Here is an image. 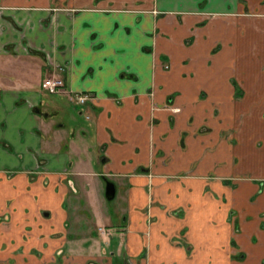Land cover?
I'll use <instances>...</instances> for the list:
<instances>
[{"label":"crops","instance_id":"crops-1","mask_svg":"<svg viewBox=\"0 0 264 264\" xmlns=\"http://www.w3.org/2000/svg\"><path fill=\"white\" fill-rule=\"evenodd\" d=\"M0 264H264V0H0Z\"/></svg>","mask_w":264,"mask_h":264},{"label":"rangeland","instance_id":"rangeland-1","mask_svg":"<svg viewBox=\"0 0 264 264\" xmlns=\"http://www.w3.org/2000/svg\"><path fill=\"white\" fill-rule=\"evenodd\" d=\"M166 66H167V64L164 65V67H166ZM233 80L235 81L234 78H233ZM240 93H242V92L240 90H237V88H236L235 94L236 95H240ZM174 99L175 98L172 95H170L167 98H165L164 100H160V101H157V100H155L153 98V100L151 102V108H181V105L178 104L177 102H175ZM66 102H68V104H69V106L71 108L76 107L74 105V103L70 102L69 100H67ZM58 115L62 117V114L61 113H59ZM56 118H58V117H56ZM194 155L196 156L195 159H193V160H195L194 161L195 162V166L198 165V167H200V168L197 167L195 171L200 172V174H204L205 171L203 170L204 169L203 166H204V163H205V156L202 155L201 153H198V154L197 153H194ZM209 178H212V177H209ZM85 179H86V181H88L87 182V185H88V187L90 189L89 193H87V196L90 199V202L93 205H95V208L97 210L99 208H101V210L105 211V214H109V215L112 216V218L114 220H118V218H116V215L119 212V208H118V206H119V199L117 198V196H115L113 198H110V199H108V198L105 197L104 189H105V183H106L105 181L106 180L102 176H85ZM200 184H201V182L198 185H200ZM206 184L209 186L210 183H206ZM82 198L83 197L81 196L80 199L82 200ZM69 201H70V199L69 200L66 199V203H67V206L68 207L70 205V202ZM82 203H84V202H82ZM83 208H85V205L84 204H83ZM76 209L77 208L71 209V211L72 212H76ZM87 210H88L87 213H89V215H91V217L94 216L93 213H92V211H91V209L87 208ZM81 212H83V211L81 210ZM85 213H86V210H85ZM75 215H76L77 218L75 217ZM75 215H74V213L71 214V216L72 217L74 216V218H76V219L80 218L81 223H80V226H79L80 228L79 229L81 231H84L86 229H89V228H91L93 226L94 227L97 226V224L95 222L101 223V225H99L100 227H97V230L100 233L101 232H108L109 230L110 231L121 230V227H120L121 225L116 224V223H115L116 224L115 225L113 221L109 222L110 224L108 222H106L107 224L105 225L104 224L105 223L104 221L106 219H103L100 216H96V218L94 217V219H92L91 222L89 223L88 220L86 221V218L87 217H85L84 214L83 215L82 214L79 215V214L75 213ZM147 219H150L149 216H148ZM117 223H120V221L117 222ZM192 226L193 227H191V228L192 229H195V232H197L198 235H203V234H205V232H208L209 233L210 230H211V227L210 226H207L206 228L204 226V230H200L201 229L200 227L197 228L196 227V224L195 225L193 224ZM218 229L219 230H222L220 226L218 227ZM70 253H71L70 251L66 250V252L64 254H70Z\"/></svg>","mask_w":264,"mask_h":264},{"label":"built area","instance_id":"built-area-1","mask_svg":"<svg viewBox=\"0 0 264 264\" xmlns=\"http://www.w3.org/2000/svg\"><path fill=\"white\" fill-rule=\"evenodd\" d=\"M42 87H44L48 92L59 93L66 92V87L64 85V80L60 76H47L41 82ZM79 103H84L86 101H93V94L91 92H75L70 95Z\"/></svg>","mask_w":264,"mask_h":264},{"label":"water","instance_id":"water-1","mask_svg":"<svg viewBox=\"0 0 264 264\" xmlns=\"http://www.w3.org/2000/svg\"><path fill=\"white\" fill-rule=\"evenodd\" d=\"M114 184L111 181L106 182L105 195L107 198H111L114 195Z\"/></svg>","mask_w":264,"mask_h":264},{"label":"flooded vegetation","instance_id":"flooded-vegetation-1","mask_svg":"<svg viewBox=\"0 0 264 264\" xmlns=\"http://www.w3.org/2000/svg\"><path fill=\"white\" fill-rule=\"evenodd\" d=\"M106 196V195H105Z\"/></svg>","mask_w":264,"mask_h":264}]
</instances>
